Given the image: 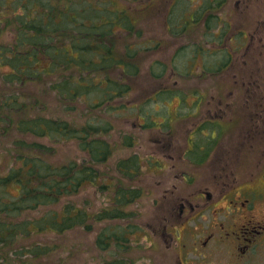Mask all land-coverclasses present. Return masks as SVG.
<instances>
[{
    "label": "rangeland",
    "instance_id": "obj_1",
    "mask_svg": "<svg viewBox=\"0 0 264 264\" xmlns=\"http://www.w3.org/2000/svg\"><path fill=\"white\" fill-rule=\"evenodd\" d=\"M222 1L223 3L217 11L208 7L205 13L202 12V15L204 14L202 19H208L211 13L216 12L217 19H221L222 22L218 26L222 25L232 33L236 27L244 23V26H248L247 30L251 31L250 35H253L249 42L247 39L245 42L235 39L236 43L241 42V48L236 51V54L233 53L232 60H230L232 66L230 65L223 71L225 76L219 75L218 71L214 74L203 71L208 65H212L213 69L216 68L214 56L210 57L208 53L204 52L205 58L202 55L192 57L193 51L198 48H206L211 51L212 42L215 39L213 36L206 37L203 32L208 28H212L213 31L214 29L207 27L203 21L189 24L188 19L191 13L195 12L198 15V12L195 11L198 5L210 6V4H215L216 0H101V6H108L107 2H109L112 8L128 11L127 13L130 15V29L120 28L113 36L114 47L121 61L128 57L131 49H134L131 50V53L134 54L128 60L134 67L131 69V74L125 77L129 92L121 98L101 100V105L95 108L91 107V105H98L93 102L94 98L102 97L104 99L105 96L91 92L86 97H89L91 102L77 99L73 104H65L58 102L53 96L54 94L42 93L43 103L40 106L45 105L42 113L64 117L71 123L77 124L93 121L91 117L97 116L98 122L102 121L105 125L110 126L107 132L100 134L102 135L100 139L111 143L112 153L105 162L97 164L98 175L95 185L85 186L78 194L70 196L69 200L91 213L95 209L108 206L116 194H121L122 191L139 190V195L124 206L127 213L126 218L115 220V223H128L135 227L129 248L119 255L126 261V264H178L177 254L179 248L182 247V242L191 241L189 236L185 238L180 233V227L173 228L172 240L174 241L168 248L169 236L161 234L159 231L161 227H158L162 204H166L168 199L173 200L180 196L183 189L170 186V179L174 178L177 172L158 166V162H161L162 165L170 163L168 153L174 152V149H164L165 152L159 150L160 143L155 139L160 137L161 129L156 127L157 125L149 126L153 121L157 123L166 121L167 114L177 107L180 100L177 88L180 85L198 83L203 86L215 80L212 84L218 85V90L222 91L221 83L225 80L226 87L230 86V89L234 90L235 98L245 99L249 92L248 94H251L249 97H253V100H260L264 105V0H237L240 1V4L236 0ZM244 2H246V6ZM172 9L173 11H171ZM165 20L171 23V27L177 25L176 21L180 25L187 26L184 36L176 37L173 43H169L167 38L170 33L166 32ZM226 22H229L228 25ZM194 39L195 48H191ZM235 41L233 40V42ZM218 43L216 46L220 45ZM234 44L230 42V45L234 46ZM230 45L226 44L228 48ZM188 57L191 58L189 62ZM107 72L122 79V74L120 75L122 70L119 67L114 66L111 71L106 70L101 73ZM151 85H155L156 88L151 89ZM163 86L172 88V91L160 92L158 97V89ZM225 88L223 87V89ZM248 88L253 91H249ZM182 93L185 96L183 102L186 105H190L191 103L188 102L198 98L197 94H194L195 92L190 89ZM164 95L166 97L163 100L166 103L152 101L153 99H162ZM168 97L169 100L166 99ZM69 107L74 108L69 110ZM6 113L8 118L15 119L20 110H10ZM146 113L149 114L145 115ZM82 115L83 117H81ZM175 122L172 121L171 124L174 125ZM140 124H143L144 127H140ZM38 140L50 147L51 153L47 156L56 163L70 160L78 163L87 158V154L80 150L76 141H60L50 144L51 141L46 139ZM0 147H3L1 135ZM262 148L263 161L260 165L256 166L250 161L252 158L256 159L257 156H261L257 148L254 147L253 152L249 153L248 162L237 172V176H239L241 170L243 177L240 178L246 179L250 170L255 166L258 168L256 182H263L259 186L262 191V203L258 205L255 216L261 219L264 218V178H261L260 174V171L264 173V147ZM153 155L156 161L154 158H150ZM134 157H136L137 164L132 167V174L125 177L117 167L120 162L129 163ZM0 158H5V154L2 153ZM2 166L4 165L2 164ZM8 190L12 194L17 192L16 186H10ZM104 224L105 222H96L92 229L77 227L62 235L43 233L33 235L25 240L26 243H31L33 240L54 242L51 243L55 245L51 250V255L49 256L48 253L43 255L39 262L55 264L54 262L62 260V262L70 264H104L111 262L116 257L111 252L113 249L104 250L96 244V238ZM177 236L179 239H176ZM216 242L218 243L216 251L213 250L208 255V248L202 246L196 254L187 255L186 264H264V241L255 252L248 255L243 261H236L229 257L227 250L230 245L227 242ZM7 253L9 252L4 250L0 256L7 259L11 255L13 258L12 253L5 256ZM32 261L37 260L33 259ZM22 262L28 264L24 260V256L20 259V263Z\"/></svg>",
    "mask_w": 264,
    "mask_h": 264
},
{
    "label": "trees",
    "instance_id": "obj_2",
    "mask_svg": "<svg viewBox=\"0 0 264 264\" xmlns=\"http://www.w3.org/2000/svg\"><path fill=\"white\" fill-rule=\"evenodd\" d=\"M100 3L0 0V155L5 154L0 158V255L4 250L9 252L5 256L13 255L7 259L0 256V264H25L20 263L22 256L28 264H53L39 262L43 255H51L53 241L26 243L25 239L43 233L62 235L77 227L92 229L96 222H105L96 238L97 246L113 249L116 255L104 264H126L119 255L129 248L135 227L115 220L126 218L124 206L139 195V190L125 189L108 206L91 213L69 200L85 186L95 185L97 164L112 153L111 143L100 139L110 126L98 122L97 116L86 123H71L42 113L45 105L40 106L42 93L54 94L65 104L77 99L91 102L86 98L91 92L105 96L94 98L98 105L91 107L95 108L103 100L129 92L125 77L134 67L128 61L134 49L121 61L113 36L120 28L130 29V15L112 8L109 2L108 6ZM114 66L122 70V79L101 73ZM10 110L20 113L15 119L8 118L6 111ZM38 139L50 144L76 141L87 158L78 163H56L47 156L50 147ZM135 159L121 162L122 175L132 174ZM10 186H16L17 192L10 193ZM54 263L70 264L62 260Z\"/></svg>",
    "mask_w": 264,
    "mask_h": 264
},
{
    "label": "flooded vegetation",
    "instance_id": "obj_3",
    "mask_svg": "<svg viewBox=\"0 0 264 264\" xmlns=\"http://www.w3.org/2000/svg\"><path fill=\"white\" fill-rule=\"evenodd\" d=\"M222 3V0H216V3L210 6L198 5L195 10L198 15L191 13L188 21L189 24L203 21L207 27H213L214 31L208 28L203 32L206 37L213 36L215 39L211 51L198 48L193 51L192 57L202 55L205 58L204 52L210 57L214 56L216 68L208 65L202 68L203 71L213 74L218 71L219 75L225 76L223 71L231 65L233 53L236 54L241 48V42L236 41L245 42L247 39L249 42L253 35H250L251 31L247 30L248 26H244V23L232 33L222 25L218 26L222 22L217 19L216 12L211 13L208 19H202V12L205 13L208 7L217 11ZM244 3L246 6V2ZM176 22L177 25L171 27V23L165 20L166 32L170 33L167 38L169 43H173L176 37L184 36L187 30V26ZM228 23L226 22L227 25ZM230 42L235 43L234 46L230 45ZM195 43L194 39L191 48H195ZM217 43L220 45L216 46ZM226 44L230 45V48ZM190 59L188 57V62ZM213 81L215 82L212 80L203 86L199 83L180 85L177 88L180 100L174 111L167 114V120L163 123L153 121L149 126L157 125L156 127L161 129L160 137L155 139L160 143L159 150L165 152L164 149H174V152L168 153L170 163L162 165L158 162V166L177 172L174 178L170 179V186L183 189L180 196L173 200L168 199L166 204H162L158 224L161 234L169 236L168 248L174 241L173 228L180 227V233L185 238L190 237L191 241H183L178 250V264H186L187 255L196 254L202 246L208 248L210 255L213 250L218 249L216 241L227 242L230 245L227 250L229 257L243 261L264 241V218L255 216L258 205L262 203V191L259 186L263 182H256L259 172L256 166L263 161L264 105L260 100L249 97V92L245 99L235 98L234 90L230 89V86L226 87L225 80L221 85L226 88L221 86L222 91H219L218 85L212 84ZM150 87L156 88L155 85ZM189 89L193 90L198 98L186 105L182 92ZM170 91L172 88L163 86L158 89V97L160 92ZM165 95L162 99L152 101L166 103L163 100ZM166 99L169 100V97ZM172 121H176L174 125L171 124ZM140 127H144L143 124H140ZM254 147L261 156L250 159L255 163V169L250 170L246 179L240 178L243 174L240 170V175L237 176V172L248 162L249 153L253 152ZM150 158L156 161L154 155ZM120 164L117 168L121 170ZM260 174L261 178H264V173L260 171ZM176 239H179V236Z\"/></svg>",
    "mask_w": 264,
    "mask_h": 264
}]
</instances>
